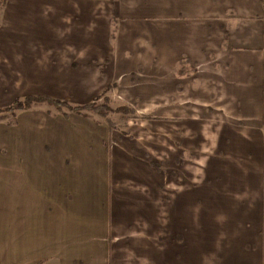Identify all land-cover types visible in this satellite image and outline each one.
Wrapping results in <instances>:
<instances>
[{
	"label": "crops",
	"instance_id": "1",
	"mask_svg": "<svg viewBox=\"0 0 264 264\" xmlns=\"http://www.w3.org/2000/svg\"><path fill=\"white\" fill-rule=\"evenodd\" d=\"M110 87L0 122V264H264V0H1L0 109Z\"/></svg>",
	"mask_w": 264,
	"mask_h": 264
},
{
	"label": "trees",
	"instance_id": "2",
	"mask_svg": "<svg viewBox=\"0 0 264 264\" xmlns=\"http://www.w3.org/2000/svg\"><path fill=\"white\" fill-rule=\"evenodd\" d=\"M113 1V0H109ZM184 61L179 62V68L176 71V74L178 76H181L184 74ZM108 90V88L106 89ZM106 90L101 93L99 96H97L93 101L90 103L84 104V105H70L67 102L59 101L43 96H31V97H25L23 99H16L14 100L11 105H9L6 108L0 109V121H2L6 115H9L13 117L15 113L25 111L30 109L34 105H48L52 107L54 110L61 112L66 111L73 113L75 115L81 116V117H87V115H96L98 117H106L109 113H115L117 115L122 116V120L124 117H134L136 116L135 111L131 109L126 104H121L118 107H116L114 110L109 108V100L107 97L104 96ZM101 98V102L97 101Z\"/></svg>",
	"mask_w": 264,
	"mask_h": 264
},
{
	"label": "rangeland",
	"instance_id": "3",
	"mask_svg": "<svg viewBox=\"0 0 264 264\" xmlns=\"http://www.w3.org/2000/svg\"><path fill=\"white\" fill-rule=\"evenodd\" d=\"M0 6H1V0H0ZM184 70H188L189 68L187 67H183ZM195 72V70L193 68L189 69L188 72H187V76L186 77H190L191 78V74L193 75ZM189 79V78H188ZM183 83L186 82V80H183L182 81ZM133 83V82H132ZM111 90V87L108 88V90H106L104 96L108 98L109 100V108L114 110L116 107H118L119 105H121L122 103L123 104H126L124 103L123 101H120L118 100L117 98H115L114 96H110L108 94V92ZM98 102H101V98L97 101ZM127 106H129L131 109H133V111H135V118L134 117H124V119L122 120V116L120 115H117L115 113H109L106 117H98L96 115H87V117L89 116H92V117H96L97 119L99 120H102L105 125L109 128V129H114V130H117L119 132L121 131H125V128H127V122L130 121V120H145V118L143 117H140L137 113V110H136V105L135 104H126ZM50 107V106H49ZM14 117V116H13ZM13 117L9 116V115H6L5 118L0 121V122H3L5 125L7 126H11L13 124Z\"/></svg>",
	"mask_w": 264,
	"mask_h": 264
}]
</instances>
